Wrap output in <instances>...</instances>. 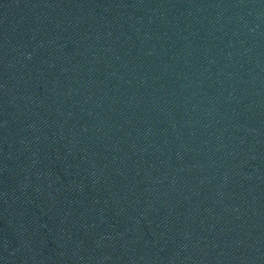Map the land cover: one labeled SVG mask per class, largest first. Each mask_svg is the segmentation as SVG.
<instances>
[{
	"label": "water",
	"instance_id": "95a60500",
	"mask_svg": "<svg viewBox=\"0 0 264 264\" xmlns=\"http://www.w3.org/2000/svg\"><path fill=\"white\" fill-rule=\"evenodd\" d=\"M0 264H264V0H0Z\"/></svg>",
	"mask_w": 264,
	"mask_h": 264
}]
</instances>
